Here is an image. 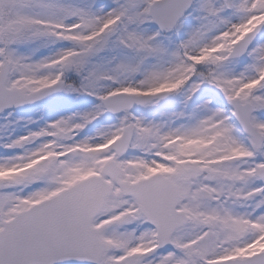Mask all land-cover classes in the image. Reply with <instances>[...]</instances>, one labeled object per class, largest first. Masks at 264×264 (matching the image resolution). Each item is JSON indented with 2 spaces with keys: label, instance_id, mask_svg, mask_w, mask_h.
<instances>
[{
  "label": "snow or ice",
  "instance_id": "obj_1",
  "mask_svg": "<svg viewBox=\"0 0 264 264\" xmlns=\"http://www.w3.org/2000/svg\"><path fill=\"white\" fill-rule=\"evenodd\" d=\"M0 264H264V0H0Z\"/></svg>",
  "mask_w": 264,
  "mask_h": 264
}]
</instances>
